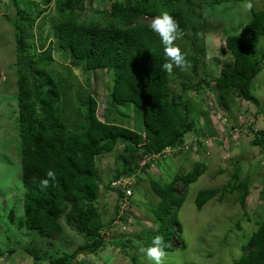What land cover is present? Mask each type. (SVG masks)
<instances>
[{
	"label": "trees",
	"instance_id": "trees-1",
	"mask_svg": "<svg viewBox=\"0 0 264 264\" xmlns=\"http://www.w3.org/2000/svg\"><path fill=\"white\" fill-rule=\"evenodd\" d=\"M192 1L130 0L123 3L116 0L108 10H104L111 20L102 24L79 20V11L86 10L85 0H42L43 5L54 2L55 14L51 17L50 30L45 22L39 25L46 34L38 37V43L33 31L36 19L44 15L45 8L39 9L36 19L31 15L34 12L32 7H38L39 2L30 0L27 8L18 10L14 28L18 124L25 189L21 200L25 224L31 232L54 238L65 233L66 222L85 240L72 253L64 252L59 256L46 251L42 257L32 248L30 252L37 257L35 264L43 261L75 264L80 254H96L108 243L123 247V253L130 254L129 249L134 248L133 240L119 238L110 241L107 238L106 231L116 220L126 219L128 212L122 213L119 202L107 221L102 218L99 198L104 186L97 158L113 152L120 143H124L123 163L106 185L108 191L117 193L118 201H123L127 194L122 187L113 186V181L124 176H138L140 171L150 167L153 158L163 157L168 148L179 149L176 155L181 153L187 135H190L188 140L193 139L194 133L203 136L200 122L191 116L189 102L185 99L189 91L197 93L208 88L218 94V106L221 108L230 109L236 99H240L264 112L261 100L254 93V80L264 64V52L258 57V44L264 37V10L251 6L250 18L241 31L227 37L223 52L230 53L233 62L224 65L215 78L196 81L200 63L206 66L207 53L196 40L197 32L204 31L201 27L203 17L183 5ZM222 1L214 0L216 4ZM163 12L174 17L179 24V32L193 31L192 47L183 52L187 67H190V77H181L183 69L173 68L181 78V91L171 86L172 72L168 73L162 67L166 57L160 37L151 31V22H143V19L155 18ZM48 41H51L49 46ZM56 50L69 61L66 68L69 73L75 65L87 75H94L97 70L114 74L108 97L120 107L130 103L141 110L142 132L101 120L97 96L89 91L91 83H88L89 90L85 89L79 98L72 81L53 75L49 66L53 64ZM247 127L254 135L252 144L264 147V131L255 130L253 124ZM147 158H151L150 162L140 167ZM49 172L54 176H49ZM204 172L205 164L196 163L185 174L177 173L168 184L150 179V187L159 197V202L147 210L152 212L158 226L145 229L148 235L143 249L152 246L153 237L157 235L163 237L164 251H173L171 242L175 235L182 241L183 248L186 247L181 232L175 231V226L181 227L178 214L185 200V194L180 196L177 193V186L181 181L188 184L196 182ZM238 173L236 170L233 178L221 189L201 190L196 198L197 209L202 210L215 198L224 201L226 193L236 191L240 193L237 201L244 208L250 190L247 180L237 183ZM139 180L138 177L137 182ZM130 187L135 188L133 185ZM13 214L14 211L9 215L11 220ZM242 251L243 256L233 264H264V220ZM130 259L134 264H144L138 257L131 256Z\"/></svg>",
	"mask_w": 264,
	"mask_h": 264
},
{
	"label": "rangeland",
	"instance_id": "rangeland-1",
	"mask_svg": "<svg viewBox=\"0 0 264 264\" xmlns=\"http://www.w3.org/2000/svg\"><path fill=\"white\" fill-rule=\"evenodd\" d=\"M32 1L39 2L38 7H32L33 19H36L40 8L46 10L40 19H36V28L33 31L38 43V37L46 34V31H41L39 25L45 22L49 30L52 26L54 2L43 5L42 0ZM113 1L116 0H85L86 10L79 11V20L106 24L111 18L104 10H108ZM117 1L125 3L130 0ZM28 2L30 0H0V264H35L37 257L30 252L32 248L42 257L46 251L59 256L64 252L72 253L85 242L83 236L66 222L65 233L54 238L31 232L25 224L26 216L21 200L25 189L22 181V142L18 124L14 21L18 10L27 8ZM249 4L256 10H264V0H223L218 4L214 0H193L189 5L183 3L185 7H191L203 17L201 27L204 31L197 32L199 34L196 40L205 49V62L208 61V64L205 68L200 63L196 81L215 78L224 65L233 61V56L223 52V48L227 37L240 32L249 20ZM153 19L154 17L145 18L143 22H152ZM192 35L193 31L190 30L179 32L175 45L179 46L182 52L186 51V48L190 49ZM50 43L51 41H48L47 46ZM263 52L264 37H261L258 57H261ZM68 64L69 61L61 57L60 52L56 50L49 69L56 77L61 75L72 81L74 91L80 94L79 98L85 89L89 90L88 83H91L89 91L97 96L98 117L101 120L119 123L142 132L141 110L130 103L120 107L108 97L114 74L97 70L94 75H87L75 65H72L69 73L66 69ZM262 69L254 80V93L261 100L264 109V64ZM189 71L190 67L183 68L181 77H190ZM176 72L172 71L171 86L181 91V78ZM187 94L185 99L189 102L191 116L199 120L203 136L194 133L193 139L188 140L190 135H187L181 153L176 155L177 152L167 150L163 157H156L145 172H139L137 180L139 177L140 185L134 186L129 205L123 207V210L128 212L126 219L116 220L106 231L110 241L119 238L131 239L134 248H128L130 254L127 256L122 251L123 247L108 243L96 254H80L75 264H134L131 256L150 264L145 254L146 249L142 248L148 235L145 229L158 225L154 215L147 208L155 207L159 197L151 190L149 180L155 179L168 184L177 173H186L193 169L196 163L205 164L204 174L196 182H179L177 186V193L180 196L185 194V200L178 214L181 227L175 226V231L181 232L187 245L182 248V241L175 235L171 242L174 250L165 251L162 264H233L243 256V247L264 220V147L252 144L254 135L247 127L253 124L255 130L264 131V112L261 113L257 106L240 99H236L230 109L221 108L218 106V94L208 88L197 93L189 91ZM117 147L113 152L97 158L99 176L104 186L99 198L104 221L113 215L115 206L121 203L115 191L106 189V185L123 163L124 143ZM142 165L143 162L140 167ZM236 170L239 172L237 183L243 179L247 180L250 190L244 208L237 201L240 193L236 191L233 194L226 193L224 201H217L215 198L207 202L202 210H198L197 194L208 188L221 189L226 186ZM130 180L132 182L133 178ZM12 211L14 214L11 220L9 215L11 216ZM41 264L50 263L43 261Z\"/></svg>",
	"mask_w": 264,
	"mask_h": 264
},
{
	"label": "clouds",
	"instance_id": "clouds-1",
	"mask_svg": "<svg viewBox=\"0 0 264 264\" xmlns=\"http://www.w3.org/2000/svg\"><path fill=\"white\" fill-rule=\"evenodd\" d=\"M248 7L250 8L251 4H249ZM149 27H150L152 32L158 34V36L160 37L161 43L164 46V54L166 57V62L162 65L163 69L166 72L171 73L173 71L174 67L179 68V69L185 68L187 66L186 54L183 53L182 50L180 49V47L175 45V43H174L176 41V39L178 37V33H179V24L174 19V17L172 15H170L168 12H163L160 15L156 16L152 20ZM207 64H208V61L206 62V65ZM187 96H188V94H187ZM184 147H185V145H184ZM167 150H169L170 152H177V153L179 151V149H176V148L175 149L168 148ZM167 150L163 154V156L168 152ZM156 157L159 158V156H156ZM155 158H153V161L155 160ZM150 160H151V158H147L146 160L142 161L143 162L142 166H145L146 163L150 162ZM21 165H22V163H21ZM143 172H145V170ZM48 175L54 176V173L49 172ZM131 178H133V180H134V181L132 180V182L134 183L133 187L135 185H140L139 182H137V176H133V177L124 176L119 181H113L112 182V185L114 182H118V183L120 182V185H118V187H122L123 189L129 188L132 192L131 195H126L124 200L121 201L120 204L122 205V209H123V207H127L129 205V203H130L129 197L132 196L134 193V190L131 189V187H130V185L132 183L130 180ZM47 183H48V181L45 180L44 184L47 185ZM113 186H115V185H113ZM123 203H127V205L124 206ZM123 212H124V210L122 211V213ZM42 237H45V236H42ZM163 244H164L163 237L157 235V236L153 237L152 246L148 247L147 249L144 248V249H146L145 254H146V257H147L148 261L150 262V264H162V258L165 255ZM181 247L183 248V244ZM169 252H171V251H169Z\"/></svg>",
	"mask_w": 264,
	"mask_h": 264
},
{
	"label": "built area",
	"instance_id": "built-area-1",
	"mask_svg": "<svg viewBox=\"0 0 264 264\" xmlns=\"http://www.w3.org/2000/svg\"><path fill=\"white\" fill-rule=\"evenodd\" d=\"M113 185L118 186V185H120V182L119 183L118 182H114ZM124 190L126 191L127 195H131L132 192H131V190L129 188H124ZM123 205L126 206L127 203H123Z\"/></svg>",
	"mask_w": 264,
	"mask_h": 264
}]
</instances>
